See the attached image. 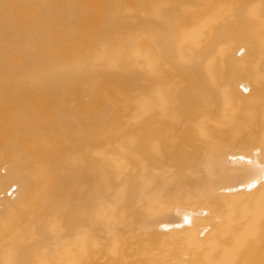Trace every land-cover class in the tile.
Masks as SVG:
<instances>
[{
    "label": "bare ground",
    "instance_id": "6f19581e",
    "mask_svg": "<svg viewBox=\"0 0 264 264\" xmlns=\"http://www.w3.org/2000/svg\"><path fill=\"white\" fill-rule=\"evenodd\" d=\"M0 264H264V0H0Z\"/></svg>",
    "mask_w": 264,
    "mask_h": 264
}]
</instances>
